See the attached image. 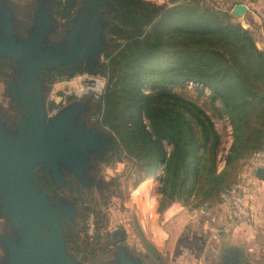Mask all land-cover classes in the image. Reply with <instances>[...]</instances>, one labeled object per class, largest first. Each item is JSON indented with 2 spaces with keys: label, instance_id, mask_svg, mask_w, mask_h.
Returning a JSON list of instances; mask_svg holds the SVG:
<instances>
[{
  "label": "trees",
  "instance_id": "16d2710c",
  "mask_svg": "<svg viewBox=\"0 0 264 264\" xmlns=\"http://www.w3.org/2000/svg\"><path fill=\"white\" fill-rule=\"evenodd\" d=\"M63 1L57 16L67 20L79 0ZM184 1L170 0L175 5L169 8L145 0H112L120 14L110 35L124 45L98 71L110 76L96 109L103 113L100 124L148 175L162 166L163 205L215 199L232 186L245 160L264 151V52L227 11ZM185 82L210 90L221 115L230 119L233 141L220 173L221 135L214 122L195 102L170 89ZM148 85L155 92L144 94ZM43 182L48 187L45 176ZM71 229L63 225L68 239Z\"/></svg>",
  "mask_w": 264,
  "mask_h": 264
},
{
  "label": "water",
  "instance_id": "95a60500",
  "mask_svg": "<svg viewBox=\"0 0 264 264\" xmlns=\"http://www.w3.org/2000/svg\"><path fill=\"white\" fill-rule=\"evenodd\" d=\"M101 4L115 8L110 0H91L80 29L74 26L52 42L59 23L49 0H37L34 24L26 36L17 34L20 24L14 11L0 0V58L20 72L18 80L9 82L8 92L21 114L15 126L0 117V218L6 223L5 234L0 235L4 252L0 264H83L69 253L62 228L65 221L74 222L76 208L66 199L54 203L39 184L36 169L46 171L57 188L66 186L67 173L83 183L92 158L112 147L113 139L88 127L87 101L74 102L49 116L40 74L61 66L95 72L105 39L91 28L102 20L97 15ZM247 12V6L239 4L231 15L244 20ZM256 177L264 180V168L257 169ZM118 232L123 233L114 231L111 236ZM234 254L223 264H245L239 251ZM112 264L145 262L128 245H121Z\"/></svg>",
  "mask_w": 264,
  "mask_h": 264
},
{
  "label": "rangeland",
  "instance_id": "374dc122",
  "mask_svg": "<svg viewBox=\"0 0 264 264\" xmlns=\"http://www.w3.org/2000/svg\"><path fill=\"white\" fill-rule=\"evenodd\" d=\"M4 1L12 8L20 24L17 34L26 36L27 29L34 24L33 14L37 0ZM49 1L52 6V13L59 23L56 34L50 38L54 42L60 40L70 30L71 20H62L57 16L58 5L64 2L63 0ZM145 1L169 8L175 5L171 4L170 0ZM203 1L206 0H187V2H184L191 6H195L197 3L199 7L213 9L215 7L217 9L216 5L213 6ZM227 12L231 15L230 11ZM117 16L110 19L111 26L104 34L105 43L102 47L100 63L94 73H100L98 72L99 69L109 63L108 56L110 54L116 55L124 45L123 41L118 42L110 35L112 23ZM233 22L239 23L234 20ZM60 24H64V30H62ZM242 27L247 29L243 25ZM119 44L121 46L116 48V45ZM181 47L183 48L184 44ZM1 59L0 117L7 125L15 126L21 120V114L20 120L16 124L8 123L17 114L13 106L15 102L12 101L8 92V84L13 79L18 80L20 72L12 67V63L8 59ZM82 72L79 71L78 73ZM49 73L50 71L43 70L40 74L44 86L48 115L54 116L74 102L87 101L90 109L85 116L86 124L88 127L98 129L103 134L110 136L118 146L120 156V161L112 158L109 167L103 171L105 182L110 183L109 188L103 193L96 188L91 190L80 189L73 184L72 180L67 179L69 173L65 174L66 186L57 188L49 181L46 171L40 168L37 171L39 177H42L41 180L39 178L38 182L43 190L48 192L49 196L50 194L53 195L58 202L60 199H66L76 208L77 213L74 222L65 221L62 224V228L65 223H68L72 228L69 239L63 230L70 254L83 264H89L93 260H103L106 258V251L109 247L110 237H112L111 233L122 231L126 236L128 247L147 264H223L228 250L239 251L245 264H264V186L260 182L254 181L253 185L246 183L248 188L246 196L250 200L255 216L249 223L235 224L229 217L227 207L221 203L219 195L211 201L201 202L199 200L194 202L191 199L185 204L179 202L163 205L164 200L159 193L160 177L163 174L162 166L157 168L159 174L153 178L154 176L148 175L140 163L128 157L116 135L109 128L102 127L100 124L103 113L97 112L96 109L101 99L97 100L92 96L81 99L72 98L68 100L65 106L62 105L57 113L51 115L55 107L54 104L49 102L53 92V84L66 77H60L59 74L53 72L50 73L53 77L47 79L45 75ZM106 74L108 86L110 76H108V73ZM170 89L173 93L195 102L211 117L215 128L221 135L219 152L226 151L230 142L233 141L232 125L226 114L221 115L222 111L219 109V103L213 101L210 90L203 89L200 85L192 82L171 85ZM143 92L149 94L155 92V89L153 86L148 85L143 88ZM16 109L20 110L17 106ZM166 146L168 151L171 150L168 143H166ZM221 161H223V158ZM240 174L239 170L232 179V185L243 181ZM44 176L47 179L48 187L43 182ZM149 191H151L155 204L153 208L152 206L148 208V213L144 215L148 198L146 195ZM174 204H180L182 209H178ZM143 223L147 224L145 230L141 226ZM5 228L6 223L0 218V235L5 234ZM157 228L163 231V238H160L164 241L162 244L159 243L155 232ZM3 254L4 252L0 247V258Z\"/></svg>",
  "mask_w": 264,
  "mask_h": 264
},
{
  "label": "built area",
  "instance_id": "2783aa9c",
  "mask_svg": "<svg viewBox=\"0 0 264 264\" xmlns=\"http://www.w3.org/2000/svg\"><path fill=\"white\" fill-rule=\"evenodd\" d=\"M107 83L106 76L100 73L89 74L82 72L72 77H66L65 79L61 78L60 81H56V83L53 84V92L49 98V102L55 105L51 115L57 113L58 109L62 107V105L65 106L68 100L72 98L81 99L86 96H92L94 99H101L104 95ZM259 168H264V151L253 156L248 174L251 175V177L255 176ZM158 174L159 169L152 174V177L154 176L153 178H155ZM246 178L242 179L243 181L241 183L225 189L219 195L221 203L227 207L229 217L235 224L249 223L254 218L252 207L246 196L248 190ZM151 191L146 195L148 198L144 209V215L148 213V208H151V206L153 208L155 204ZM141 226L145 230L147 224L145 225L143 223Z\"/></svg>",
  "mask_w": 264,
  "mask_h": 264
},
{
  "label": "flooded vegetation",
  "instance_id": "af4514ba",
  "mask_svg": "<svg viewBox=\"0 0 264 264\" xmlns=\"http://www.w3.org/2000/svg\"><path fill=\"white\" fill-rule=\"evenodd\" d=\"M112 2V0H110ZM91 0H81L78 6L74 10V15L71 16L69 19L71 20L69 23V29H72V27L76 26V28L79 30L81 27L82 19L87 11V8L90 4ZM112 4L115 6V4L112 2ZM97 15H101L102 20H98L94 23L92 26L91 30L93 31L94 35H99V34H106L107 30L111 26V18H114V16L118 15V9L115 6V8H111L109 6L101 4L98 8ZM96 15V16H97ZM61 23V21H60ZM64 23V22H63ZM64 24H60V27H62V30H64ZM78 34V32H77ZM79 69V68H78ZM78 69L70 68V67H52L44 70L50 71L52 74L53 72H56V74H71L75 71H78ZM48 74L46 77L47 79H50ZM14 104V103H13ZM15 107V110L17 114L12 117L10 121H8L9 124H16L20 120V111L16 109V104L13 105ZM106 150L100 154H94V158H92L91 162V167L86 170V178L83 179V183L79 182L72 174H69L67 176V179L69 181H73L74 185H77L80 189L84 190H91L93 188H96L99 192H105L108 188L110 183L105 182L104 177H103V171L104 169L109 167V164L111 162V159L114 158L117 161H120V156H119V148L118 146L113 142L112 147H106ZM39 171V168L36 169ZM44 172V171H40ZM42 177L40 178V180ZM45 189V188H44ZM51 199L54 202H58L55 200V197L50 194ZM110 243L108 244L109 247L107 248L106 251V258L103 260H93L89 264H112L113 261L115 260V255L117 254L119 246L127 245L126 243V236L124 233H116L113 235V237H110ZM234 250L232 251H226L225 257L227 259H231L236 254H234ZM89 256V255H88ZM147 264V263H145Z\"/></svg>",
  "mask_w": 264,
  "mask_h": 264
},
{
  "label": "crops",
  "instance_id": "0c3cea01",
  "mask_svg": "<svg viewBox=\"0 0 264 264\" xmlns=\"http://www.w3.org/2000/svg\"><path fill=\"white\" fill-rule=\"evenodd\" d=\"M203 2H207L213 6L216 5V7L218 9H221L223 11H230V12L232 11V9L236 5H239V4L246 5L248 8V12L245 16V19L239 20V19H236L232 16L233 20L238 21L240 24H242L245 28H247L252 33V36L254 38V41H255L257 48L264 52V0H213V1L206 0ZM231 145H232V142H230V145L228 146L227 150L224 151L223 153L218 152V155H217V161H218L217 162L218 163L217 171H218V173L223 171V169L225 168V157L227 156ZM223 155H224V157H223ZM222 158H223V161H221ZM252 159H253V157L245 160L242 163L241 169H240V173H241L240 175H241L242 179H245L247 177L246 183L248 182L250 185L251 184L253 185V183L255 181V182H260L261 185L264 186V180H259L256 177V174H255V176H252V177H251V175L248 174V169H249V166L251 164ZM250 190H251V188H250ZM247 200H248V202L250 201L248 198H247ZM174 206H176L178 209H182L180 204H174ZM254 218H255V216H254ZM155 232L157 234V238H158L159 243L162 244L164 241H163V239H160V238H163V234H162L163 231H161V229L157 228Z\"/></svg>",
  "mask_w": 264,
  "mask_h": 264
}]
</instances>
